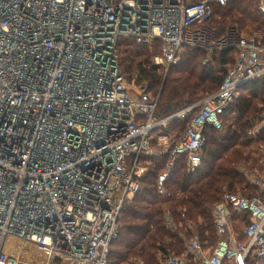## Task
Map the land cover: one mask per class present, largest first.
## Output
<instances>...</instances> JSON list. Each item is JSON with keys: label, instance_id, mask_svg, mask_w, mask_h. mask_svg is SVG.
I'll return each mask as SVG.
<instances>
[{"label": "built area", "instance_id": "obj_1", "mask_svg": "<svg viewBox=\"0 0 264 264\" xmlns=\"http://www.w3.org/2000/svg\"><path fill=\"white\" fill-rule=\"evenodd\" d=\"M234 0H0V264H107L125 205L141 189L142 158H168L158 192L178 160L194 173L204 159L206 128L224 129L240 89L264 78V35L208 27L214 5ZM264 15V0H259ZM5 29H7L5 31ZM122 39L160 43L155 65L166 75L188 48L235 49L220 88L198 105L159 118V96L135 93L120 70ZM264 112V111H263ZM190 122L170 132L176 120ZM264 130V113L249 131ZM264 149V148H263ZM260 195L224 188L212 207L217 246L197 235L186 255L161 264H264V180ZM247 214L248 243L238 242L232 213ZM171 219L168 225H171ZM28 250V251H26ZM38 259V257H37Z\"/></svg>", "mask_w": 264, "mask_h": 264}, {"label": "trees", "instance_id": "obj_2", "mask_svg": "<svg viewBox=\"0 0 264 264\" xmlns=\"http://www.w3.org/2000/svg\"><path fill=\"white\" fill-rule=\"evenodd\" d=\"M209 23L218 39L226 37L228 28L234 25L240 27L244 36L243 31L264 35V15L259 9V0H234L226 6L214 5V16ZM120 44L121 72L130 82L134 80L139 87H145L146 93L159 96L157 116L162 119L196 106L218 91L237 57L235 49L217 50L204 65L207 52L188 48L179 64L164 76L153 61L160 54L159 42L154 50L132 39H122ZM259 102H264V78L240 89V97L222 119V131L212 126L206 128L204 159L196 172H187V158L178 160L166 183L165 196L158 192V180L166 169L168 158L141 159L142 166L148 170L141 179L140 191L122 210L120 229L111 244L107 264H123L136 258L143 259L146 264H158L160 254L182 257L187 253L186 242L195 235L204 250L212 251L217 246L212 207L222 201L224 188L247 197L260 195V191L249 186L232 166L244 158L243 149L251 143L247 135L258 118ZM189 122L190 118L172 122L170 132L184 133ZM259 141H264V130L259 134ZM232 217L238 242L247 244L243 229L249 225L248 215L233 212ZM169 219L171 225H168Z\"/></svg>", "mask_w": 264, "mask_h": 264}, {"label": "rangeland", "instance_id": "obj_3", "mask_svg": "<svg viewBox=\"0 0 264 264\" xmlns=\"http://www.w3.org/2000/svg\"><path fill=\"white\" fill-rule=\"evenodd\" d=\"M210 26H211V24L208 23V27H210ZM235 26L236 25H234V27L231 26L230 28H228L227 34L231 28H237L240 32V30H241L240 27L238 28ZM243 33L245 34V36L246 35L249 36V34H251V33L245 32V31H243ZM151 49L154 50L155 45ZM157 56H159V55H157ZM157 56H155L153 58L154 64H155V58ZM204 61H203V64H204ZM160 71L164 73V76H167L163 67H160ZM137 86H138V84L134 80L131 81V89L135 93H141V87H139V86L137 87ZM258 110L259 111L257 112L256 115H258V117L260 115L262 116L264 113L263 112L264 111V102L258 103ZM228 124H227V126H228ZM225 128H226V126H225ZM249 131H248L247 139L250 140L251 143L249 144L248 147L243 149L244 158H242L241 161H239L237 164H232V166H234L235 169L238 170L242 174V176L247 181V184L249 186H255L258 189V193H259V191H260V188L258 185L260 183L259 179L264 180V149H263L264 148V141L260 142L259 136L257 138H251L249 136ZM245 191H247V190H245ZM240 194H243V193H240ZM21 246H22V248H25V249L31 248L32 250H34V251L30 252L32 254V257H31V255H29V257L31 258V260H34L35 264L38 263L39 258H41L40 260H42V257L40 255H37L38 253H36V251H35L36 248L33 245L21 243ZM26 251H28V250H26ZM206 252H209V251L206 250ZM164 256L165 255L162 256L161 254L158 256V264H161V262L165 258ZM37 257H38V259H37ZM25 262L21 259L20 264H25ZM123 264H146V263L143 259L136 258V259H133V260L126 262V263H123Z\"/></svg>", "mask_w": 264, "mask_h": 264}, {"label": "bare ground", "instance_id": "obj_4", "mask_svg": "<svg viewBox=\"0 0 264 264\" xmlns=\"http://www.w3.org/2000/svg\"><path fill=\"white\" fill-rule=\"evenodd\" d=\"M16 247H17V251H18L19 253L21 252V250H23L22 247H19V245H17ZM29 251H31V250L29 249ZM32 251H34V250H32Z\"/></svg>", "mask_w": 264, "mask_h": 264}, {"label": "snow or ice", "instance_id": "obj_5", "mask_svg": "<svg viewBox=\"0 0 264 264\" xmlns=\"http://www.w3.org/2000/svg\"><path fill=\"white\" fill-rule=\"evenodd\" d=\"M7 29H5V31H6Z\"/></svg>", "mask_w": 264, "mask_h": 264}]
</instances>
